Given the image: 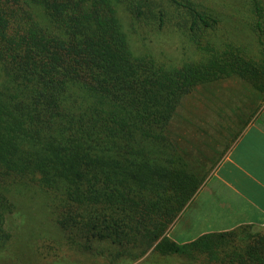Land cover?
<instances>
[{"label":"trees","instance_id":"trees-1","mask_svg":"<svg viewBox=\"0 0 264 264\" xmlns=\"http://www.w3.org/2000/svg\"><path fill=\"white\" fill-rule=\"evenodd\" d=\"M114 3L126 11L132 33L134 22L152 19L149 4L136 0H0V193L14 197L22 192L14 184L33 181L51 192L61 215L90 216L86 226L103 224L144 252L203 176L209 156L180 145L172 126L203 77L187 73L194 65L136 50ZM195 16L182 24L194 42L215 27ZM250 71L241 75L248 93L236 96L263 99L264 68ZM258 234L246 248L251 264H264ZM161 238L155 249L162 253L204 243ZM245 259L240 264H250Z\"/></svg>","mask_w":264,"mask_h":264},{"label":"rangeland","instance_id":"rangeland-1","mask_svg":"<svg viewBox=\"0 0 264 264\" xmlns=\"http://www.w3.org/2000/svg\"><path fill=\"white\" fill-rule=\"evenodd\" d=\"M136 1L149 4L144 9L152 19L132 22L135 33L126 11L114 3L122 32L129 34L131 45L141 53L152 50L164 63L194 65L195 69L187 73L203 77L199 82L198 76L199 83L177 108L172 125L177 142L197 156L199 150L205 152V147L217 145L220 153L224 152L234 130L226 125L221 128L220 124L236 118L231 117L238 108L231 103L237 100L234 91L247 84L241 75L255 74L250 71L254 67L264 68V0ZM195 13L210 19L215 27L202 35L198 32L194 42L188 40L182 24H189ZM26 183V187L13 185L22 191L14 197L5 191L0 193V264H240L245 258L251 264L245 254L248 242L258 238V233L264 236L259 231L250 237L240 234L242 237L221 238L215 234L216 240L199 238L204 243L190 245L185 253L156 250L161 237L173 240L170 228L179 212L167 223L162 236L143 252L103 224L86 226L90 216L61 215L50 191L45 192L33 181ZM159 222H154V230ZM92 234L95 239L89 240Z\"/></svg>","mask_w":264,"mask_h":264},{"label":"crops","instance_id":"crops-1","mask_svg":"<svg viewBox=\"0 0 264 264\" xmlns=\"http://www.w3.org/2000/svg\"><path fill=\"white\" fill-rule=\"evenodd\" d=\"M247 88H236L235 95ZM234 97L236 118L220 124L233 128V138L224 152L218 145L204 148L203 176L170 228L177 243L264 232V98Z\"/></svg>","mask_w":264,"mask_h":264}]
</instances>
